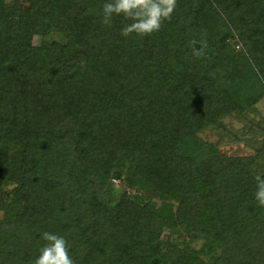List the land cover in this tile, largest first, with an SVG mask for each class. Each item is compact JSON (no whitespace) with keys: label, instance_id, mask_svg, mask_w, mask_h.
<instances>
[{"label":"trees","instance_id":"obj_1","mask_svg":"<svg viewBox=\"0 0 264 264\" xmlns=\"http://www.w3.org/2000/svg\"><path fill=\"white\" fill-rule=\"evenodd\" d=\"M105 2L0 0V264H33L44 232L75 264H264L258 152L198 135L264 96V0H177L143 37ZM113 181L141 196L105 203Z\"/></svg>","mask_w":264,"mask_h":264},{"label":"rangeland","instance_id":"obj_2","mask_svg":"<svg viewBox=\"0 0 264 264\" xmlns=\"http://www.w3.org/2000/svg\"><path fill=\"white\" fill-rule=\"evenodd\" d=\"M40 39L44 38L34 36L32 43L36 44ZM45 39L63 42V38L57 33H50ZM232 44L235 50L240 49L237 41L232 40ZM198 135L229 156L254 155L258 152L256 160L251 166V171L255 176L259 175L264 170V96L241 113L233 112L223 117L215 126L201 130ZM117 181L112 182L111 187L102 197V200L109 205H113L124 191L126 195L135 193L133 189H128L124 184L121 187ZM135 194L141 196L140 192ZM162 202L155 200L158 205ZM168 233L167 229L161 232L160 237L163 241L166 240ZM176 242L180 247L198 251L204 257L205 250L201 249L202 240L199 237L180 232Z\"/></svg>","mask_w":264,"mask_h":264},{"label":"clouds","instance_id":"obj_3","mask_svg":"<svg viewBox=\"0 0 264 264\" xmlns=\"http://www.w3.org/2000/svg\"><path fill=\"white\" fill-rule=\"evenodd\" d=\"M177 7V0H107L102 6L101 23L111 26L114 16H122L131 21L123 26L121 35L129 37L149 36L161 30L165 21H170ZM206 42H201L199 49L193 47V55L199 57L206 48ZM255 200L259 207H264V177L257 175ZM41 238L46 242L40 249L33 264H75L69 255V244L62 235L44 232Z\"/></svg>","mask_w":264,"mask_h":264}]
</instances>
